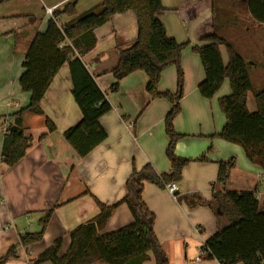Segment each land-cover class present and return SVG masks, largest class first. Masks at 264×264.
Segmentation results:
<instances>
[{"label": "crops", "instance_id": "crops-1", "mask_svg": "<svg viewBox=\"0 0 264 264\" xmlns=\"http://www.w3.org/2000/svg\"><path fill=\"white\" fill-rule=\"evenodd\" d=\"M10 1L0 0V7ZM74 1L39 0V3L44 10L54 7L56 11H61ZM183 1L198 0H162L166 9L162 21L168 37L179 44H189L181 61L185 79L181 113L174 121L177 134L183 138L177 143L175 154L180 158L196 160L207 154L211 147L212 152L208 154L209 162H193L183 170L177 199L166 188L144 184L142 198L155 215L154 232L169 264H188L191 245L199 253L209 238L229 225L228 218L218 212L213 201V193L224 190L216 185L219 162L236 160L227 191H256L260 204L264 201L262 170L247 159L240 146L216 137L225 127L226 117L217 112L215 121L214 103L219 104L222 98L231 95L230 83L226 80L220 93L213 99L202 98L198 87L205 80V72L199 55L193 50L207 46L194 35L195 28L204 20L214 16L216 32L218 23L227 32H242L243 28L238 29L240 21L250 23V27L244 29V34L253 31L254 44L263 49L260 54L256 55V52L245 59L242 54L252 49L247 48L250 43L240 41L247 48L242 49L240 54L249 61V67L253 70L255 90H262L264 47L261 33L258 32L264 25L253 21L245 0H219L226 13L224 21L217 23L216 3V12L207 10L194 23L186 26L176 12ZM79 2L82 3V11L89 13L101 4V0ZM25 4L0 16V118L13 117L29 106L31 96L20 87L22 66L33 39L37 34L46 32L51 20L45 14L46 18L43 16L41 21H36L27 9L31 0ZM80 15L79 11L74 17L62 16L57 24L59 27L65 26L83 17ZM95 37L98 41L96 47L82 58V62L112 107L111 112L100 120L107 132V139L86 158H80L66 141L65 132L80 122L81 112L73 99L70 71L65 65L41 103L44 116L24 115L23 126L27 136L32 138V146L26 156L13 168L0 161V259L13 247L17 255L16 259L5 264H35L59 241L61 248L57 257L62 259L71 248V234L98 215L97 202L111 206L124 199L126 183L134 169L140 171L146 165H151L158 175L171 170L166 155L169 141L165 131V119L172 109L171 104L165 100L151 99L146 90L148 78L142 72L123 79L118 92L112 90L115 84L112 71L120 61L119 49L129 47L137 38L135 15H116L108 24L95 30ZM220 37L229 41L223 35ZM220 51L223 63L227 65V49L221 47ZM176 91L177 69L171 67L162 75L159 92L174 94ZM251 96V100L249 95L247 97V107L249 112L255 113L257 105L254 95ZM46 119L55 125V132L47 134ZM2 145L3 136L0 135V153ZM198 200L207 204L195 208L187 204ZM49 211L53 214L42 241L23 246V237L41 232L40 220ZM134 222L129 206L122 203L113 211L101 236L130 227ZM183 246L186 261L183 259ZM174 255L178 261L173 260ZM149 257L150 260L144 264H156L153 256ZM209 264L219 263L214 260Z\"/></svg>", "mask_w": 264, "mask_h": 264}, {"label": "trees", "instance_id": "trees-1", "mask_svg": "<svg viewBox=\"0 0 264 264\" xmlns=\"http://www.w3.org/2000/svg\"><path fill=\"white\" fill-rule=\"evenodd\" d=\"M248 14L253 21L264 25V0H245ZM76 3L66 5L61 11H55L48 22L44 34L33 39L23 63L20 78L21 90L30 94V104L8 117V132L3 135L0 161L8 168L15 167L32 146V138L27 136L23 126L24 115L44 116L41 103L60 70L68 65L72 96L81 112V120L68 129L64 136L80 158H86L107 139V132L100 120L112 110L92 75L82 62V58L97 45L95 30L108 24L116 15L133 13L137 21V38L129 47L119 49L120 61L112 71L118 92L120 82L134 73L142 72L148 78L147 93L152 100H165L172 106L165 119V131L169 144L166 150L171 165L169 173L158 175L151 165L142 170H133L126 183L127 194L124 199L111 206L97 202L99 213L92 221L81 226L71 234V248L58 259L61 242L35 264L51 262L53 264H144L150 260L153 252L156 264H169L154 232L155 215L149 211L142 193L144 184H152L165 189L171 183L182 181L183 170L191 163L209 162L208 154L196 160L180 158L175 154L177 143L183 136L177 134L174 121L181 113V100L184 97L185 79L181 68L183 52L189 44H179L167 35L162 18L166 9L162 0H101V11L59 27L57 21L62 16L74 17ZM216 12V0L183 1L176 12L186 26L194 23L205 11ZM196 39L206 43L202 48H193L199 55L205 72V80L198 91L202 98L211 100L222 88L226 80L231 86V95L219 101L226 117V125L216 135L225 142L240 146L247 159L257 165L264 177V89L256 91L249 74V63L235 47L216 32V20L213 17L201 22L194 30ZM69 43V44H67ZM228 52V64L222 60L220 48ZM177 69V91L159 92L163 73L171 68ZM249 93L254 95L257 111L251 113L247 107ZM1 119V118H0ZM47 134L56 131L55 125L46 119ZM44 135L42 136V138ZM219 174L216 185L224 189L213 193V201L220 214L226 216L229 225L216 232L201 247L208 252L207 260L219 264H264V201L260 204L257 192H230L227 187L230 174L236 165L233 158L219 162ZM127 204L134 217V224L118 232L101 236L113 211L120 204ZM195 208L207 204L205 201L187 203ZM53 212L49 211L40 220L41 232L22 238L23 246L42 241ZM15 248L0 259V264L16 259Z\"/></svg>", "mask_w": 264, "mask_h": 264}, {"label": "rangeland", "instance_id": "rangeland-1", "mask_svg": "<svg viewBox=\"0 0 264 264\" xmlns=\"http://www.w3.org/2000/svg\"><path fill=\"white\" fill-rule=\"evenodd\" d=\"M49 1H52V0H49ZM79 1L80 0L74 1V3H76V5H77L76 6V14L79 13V11H80V14H81L80 16H86V15H88L89 12H87L86 10L85 11H82L83 10V8H81V4L82 3H80ZM27 2H29V0H11L9 3L3 4V6L0 7V16H3V15L8 14L10 11L16 10L19 7H21L22 5H26L25 3H27ZM216 3H217L216 19H217V23H218L220 20L221 21H224L225 16H226V13L223 12V7L219 3V0H216ZM27 9L30 10L29 12L32 14V16L35 17L36 21H41V19L43 18V16L46 18V16H45V10L43 9L42 4L39 3V0H31V4L27 5ZM100 11H101V7L99 6L98 9H96L95 11H93L91 13H99ZM241 15H242V13H241ZM247 22H250V21L247 20ZM238 24H239L238 25V29L242 30V28H243V30H242L243 33L242 32H239V31H233V30H229L227 32V30L225 31V29H223L220 26V24L218 23L219 26H217V34H219V36L223 35V36L227 37L228 40L232 44L235 45V47L237 48V50H238L239 53L242 52V49H245L246 50L247 48L250 47L252 49L251 51H248L247 50V53H243L242 54L245 59H246V57L250 56L253 53H256L257 52L256 55L260 54L261 53V50L263 48H257L256 47L257 45L254 44V39H253L254 32L252 31L249 34H246V33L244 34V29H246L247 27H250V23H246L245 21H243V22L240 21ZM262 28H260L261 30H259L258 33L259 34L261 33L260 34L261 35L260 37H262V46L264 47V30H262ZM240 41L241 42L242 41H245V43H250V44L247 45V48H244V44H242ZM236 44H238L239 47ZM17 53L18 52L16 51L15 56H17ZM247 62L249 63V61H247ZM249 74H250V78H251V81H252L253 85H255L256 84V82H255V76L253 75V70L251 69V67L249 68ZM227 83H229V82H227ZM220 90H219V92L216 95H218L220 93ZM251 95L252 94L250 93L249 94V100H251V98H252ZM214 108H215V112H214L215 113V116H214L215 117V121L217 120V117H216V113L217 112L220 115L225 116L223 114V112H222V110L220 108V105L218 103L217 104L214 103ZM31 233H33V232H31ZM149 255H152L154 261L156 262L154 253L152 251L149 252ZM197 257H199L198 250H196V249L194 250L193 245H191L190 246V249L188 250V257H187L188 264H198V263H196L194 261V259L197 258ZM181 258H182V256H181ZM183 259L186 261V259H185V253H184V246H183ZM173 260L178 261V259H177V257H175V255H174ZM209 262H210V260L204 259L199 264H209ZM173 264H175V263H173Z\"/></svg>", "mask_w": 264, "mask_h": 264}, {"label": "built area", "instance_id": "built-area-1", "mask_svg": "<svg viewBox=\"0 0 264 264\" xmlns=\"http://www.w3.org/2000/svg\"><path fill=\"white\" fill-rule=\"evenodd\" d=\"M56 9L53 8H46L45 9V14L48 16L50 19H53V15L55 13ZM8 124L9 121L8 119L1 118L0 119V135H5L8 132ZM167 191L173 196L175 199H177V193H178V185L175 183H171L166 186ZM208 255V252L206 251H201L199 252V257L195 259L196 262H201L204 258H206Z\"/></svg>", "mask_w": 264, "mask_h": 264}]
</instances>
